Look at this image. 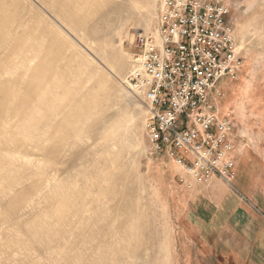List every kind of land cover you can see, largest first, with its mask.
I'll return each mask as SVG.
<instances>
[{"label":"rangeland","instance_id":"obj_1","mask_svg":"<svg viewBox=\"0 0 264 264\" xmlns=\"http://www.w3.org/2000/svg\"><path fill=\"white\" fill-rule=\"evenodd\" d=\"M91 1L87 29L121 2L96 0L102 4L97 6ZM165 1L129 0L123 21L94 40L84 35L82 22L73 30L71 13L80 16L85 8L78 0H0V264L216 263L191 224L184 172L170 158L151 151L147 106L130 87L131 64L117 71L125 56L138 66L135 35L155 33ZM225 1L243 64L241 75L223 78L209 98L221 117L228 116L226 102L238 99L242 81L253 83L255 73L264 75V0ZM8 32L12 34L5 42L1 34ZM24 33L17 51L15 42ZM38 36L43 42L58 41L61 56L76 61L80 54L95 67L88 76L71 78L75 88H91L92 98L101 96L93 108L101 110L97 123L78 118L52 136L51 74L46 78L45 69L38 68L45 59V44ZM34 37L39 41L33 44ZM90 50L99 52V58ZM105 52L115 55V62ZM45 64L60 66L61 60L45 59ZM109 69L114 73L108 76L111 87L101 79ZM1 91L8 93L6 100ZM259 97L264 100V95ZM106 114L111 121L102 120ZM96 125L104 139H95ZM111 160L115 163L109 173L95 176L97 165Z\"/></svg>","mask_w":264,"mask_h":264},{"label":"built area","instance_id":"obj_2","mask_svg":"<svg viewBox=\"0 0 264 264\" xmlns=\"http://www.w3.org/2000/svg\"><path fill=\"white\" fill-rule=\"evenodd\" d=\"M230 13L225 0H166L155 33L135 35L142 65L130 84L146 102L151 151L174 161L185 178L199 184L217 178L232 187L235 126L208 103L243 64Z\"/></svg>","mask_w":264,"mask_h":264},{"label":"crops","instance_id":"obj_3","mask_svg":"<svg viewBox=\"0 0 264 264\" xmlns=\"http://www.w3.org/2000/svg\"><path fill=\"white\" fill-rule=\"evenodd\" d=\"M240 73L241 69L237 76ZM262 76L264 79L255 73L253 83L242 81L238 99L226 102L228 116L219 115L235 126L231 136L236 162L232 187L217 178L204 184L185 178L191 224L215 264H264V100L257 99L264 95ZM228 89L234 96L235 88L229 85Z\"/></svg>","mask_w":264,"mask_h":264},{"label":"bare ground","instance_id":"obj_4","mask_svg":"<svg viewBox=\"0 0 264 264\" xmlns=\"http://www.w3.org/2000/svg\"><path fill=\"white\" fill-rule=\"evenodd\" d=\"M78 1H80L81 4L83 6H85V8L81 9L80 13H82V14H80V16H78V13H76L74 15H73V13H71V21L75 23V25L73 26V30L77 31V27H78V26H76L77 21L82 22L84 24V29L82 28L84 35L89 36L91 39H94V40H97V39L101 38V36H104V34H106L105 32L107 29H108L107 30L108 32H112L113 27L116 25V23L123 21L122 20L123 15L126 14V12H128L127 11L128 10L127 4L129 2V0H121L120 3L113 4V6L100 17L98 22L95 23L92 28L87 29V28H85V26L89 22L88 21L89 20V14L87 13V7L89 6V2H88V0H78ZM108 1H112V0H100L101 3L102 2L107 3ZM100 2L98 4H96L97 3L96 0L91 1L90 5L93 4V5H97V6H99V5L102 6L103 3L100 4ZM103 29H105V30H103ZM11 34L12 33H10V32L1 34V39L5 40V42H7L8 38ZM25 34H27V33H24L22 35V37L18 38L15 42V47L17 48V51L21 47L22 40L24 41L23 37ZM38 37H40V39H41V36H38ZM36 38L37 37L33 38V44L35 42L39 41L38 39L36 40ZM41 41L43 42L44 40L41 39ZM43 43L45 44L44 53H45V59L46 60H50V59H55V60L60 59L61 60L60 66H48L46 64L44 65L45 59L41 58V60H40L41 64H39V66H38L39 70H41V71H44V69H45L46 78L48 77V74H51V77L49 80L50 83L48 85V94H49V96L51 95V97H53L52 100H53L54 113H52L51 116L49 117L48 125L53 127L52 136L56 134L55 130H57L61 127H63V128H66V126L70 127L71 125H73L72 121H74L78 118L90 117L97 123L96 120L101 117L100 116L101 110L100 111L94 110V112H93V108L96 106V104L100 100L101 96L96 95L92 98L91 97V91H92L91 88H85L86 91H81L79 88H75V86H72L73 81L71 78L72 75L78 76V77L79 76H83V77L88 76L93 71H95V67L90 66L87 63V60L85 62L84 61L85 58L83 60L80 54H78L79 58L76 61L73 59V56H61L60 54L62 52H61V49L59 48V46L61 44L58 41H45ZM33 48H35V45H33ZM34 52H35V50H32L33 55H34ZM91 52L93 53L94 56L99 58V52L96 53V51H94V50H92ZM111 52H113V50ZM105 56H107V58L112 60V62H115V60L117 59L115 57V55L109 54V53L107 54L106 52H105ZM88 57L92 58L90 56H88ZM92 60H94V59L92 58ZM133 61L134 60L132 58L129 59V57L125 56L124 59L122 60V62L121 61L118 62L117 67H119L120 69L117 71H121V70L124 71L126 69L125 67H127L128 65L131 64L132 72L135 75L136 73H138L141 70L142 64H141V61L140 62L138 61V66H137V64L132 63ZM127 63H129V64H127ZM105 65L108 66L107 64H105ZM23 67H26V65H23ZM109 71H110V69L107 71L105 70V72H107V73H105L103 70V73L101 72L102 73L101 79L103 82L108 83V86L111 87V83H110L108 76L111 75V73H113V72L110 71V73H109ZM113 75H114V73H113ZM87 85L88 84H83V87H87ZM130 87H131V85H130ZM8 88H9V84H7L5 86V89H8ZM131 88H132V90L135 91L134 87H131ZM1 93L3 94V100H6V98L8 97V93L2 92V91H1ZM112 118L113 117H111V116L109 117L106 114L104 117H102V120L111 121ZM90 127L91 126L89 125L88 128H90ZM93 131H94L93 133H94V137H96L95 138L96 140L104 139V131L102 130L101 126H98V125L94 126ZM105 140H110V137L106 136ZM56 145H58V143ZM105 151H109V149L107 148ZM90 155H93V154L90 153L89 156ZM86 159L87 160H85V161H88L89 158H86ZM114 163L115 162L113 160L108 161V162H104L102 164L99 163L96 167V169H98V172L95 173V176L99 177L100 176L99 174L101 171L103 173H106V172L109 173V171L113 167ZM74 166L75 165H73L72 168H74ZM114 180L115 179L112 178V181L109 184V189L111 188V184L114 182ZM105 240L103 242H105Z\"/></svg>","mask_w":264,"mask_h":264}]
</instances>
